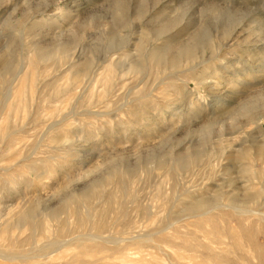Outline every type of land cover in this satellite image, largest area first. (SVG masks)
<instances>
[{"label": "rangeland", "instance_id": "1", "mask_svg": "<svg viewBox=\"0 0 264 264\" xmlns=\"http://www.w3.org/2000/svg\"><path fill=\"white\" fill-rule=\"evenodd\" d=\"M190 3L191 0H0V60L6 58L4 66L0 62V227L8 223L17 235L16 242L0 238V252L16 256L15 261L21 264H261L256 254L264 249V223L259 216L221 208L206 218H184L180 203L192 195L200 199L221 194L216 202L224 204L228 203V190L242 192L244 177L238 162L230 158L231 151L235 153L241 144L253 152L256 142L264 141V116L255 118L258 125L246 124L251 119L247 113L264 102L259 98H250L242 111L230 116L227 128L223 123L209 124L195 133L185 132L180 140L195 138L198 142L184 143L179 151V144L172 145L148 165L137 163L128 169L121 164L107 171L89 166L59 173L49 160L50 156L63 154L60 141L67 138L76 119H95L87 113L111 102L110 94H139L141 104H148L149 89L159 94L168 87L161 81L168 77L170 67H158L150 61L148 44L143 49L138 47L151 37L144 21L167 35L184 22ZM202 5V11L222 29L242 25L234 47L236 61L243 67L235 69L236 61L231 67L235 71H264V0H202ZM130 33L136 36L131 49L125 43ZM37 43L57 53L67 43L71 58L62 62L56 54L32 67ZM133 55L138 72L128 73L125 68ZM109 64L114 65L112 87L105 80ZM19 89L28 90L18 97L15 92ZM171 91L168 87V94ZM73 111L79 112V117L69 115ZM175 123L179 126L183 121L177 119ZM129 147L138 157L143 146ZM179 153L188 157L198 153L199 158L183 167L175 160ZM253 163L261 166L259 159ZM115 170L127 180L128 194L118 197L124 204L122 212L116 208L117 200L106 210L105 198L91 194L96 189L104 194L113 191L112 183L97 188L93 184L105 182ZM256 187L246 190L253 192ZM85 193L89 201L82 203V210L92 209L91 214L97 210L93 218L101 220L103 227L96 234L105 237L109 250L97 252L102 243L86 241L93 246L88 252L85 251L90 248L83 247V243H72L49 256L56 241L49 238L42 243L44 247L25 242L30 230L13 228L16 213L31 205L35 207V220L41 222L55 213L64 216L66 199L79 201L80 194ZM258 202L259 205L246 206L264 211V194ZM174 217L183 219L167 227ZM159 227L167 231L155 234ZM233 231L239 240L232 239ZM86 233H95L90 224L81 231ZM102 256L106 257L95 261Z\"/></svg>", "mask_w": 264, "mask_h": 264}, {"label": "clouds", "instance_id": "2", "mask_svg": "<svg viewBox=\"0 0 264 264\" xmlns=\"http://www.w3.org/2000/svg\"><path fill=\"white\" fill-rule=\"evenodd\" d=\"M202 7V0H191L184 22L167 35L144 21L151 37L141 41L140 48L146 43L151 52L167 54L172 67L161 83L171 87V94L168 87L159 94L149 89L148 104H141L139 94H110L111 102L87 113L95 119H76L70 126L67 138L60 141L63 154L49 157L57 172L148 165L172 145L179 144V151L184 143L198 142L195 138L180 140L185 132L192 134L209 124L223 123L227 128L228 118L242 111L250 98L264 101V71L231 67L242 25L222 29ZM125 43L131 49L136 36L130 33ZM242 67L235 62V69ZM69 115L79 117L80 113ZM247 115L253 119L264 116V102ZM177 119L183 121L179 126ZM129 145L143 146L138 157Z\"/></svg>", "mask_w": 264, "mask_h": 264}, {"label": "bare ground", "instance_id": "3", "mask_svg": "<svg viewBox=\"0 0 264 264\" xmlns=\"http://www.w3.org/2000/svg\"><path fill=\"white\" fill-rule=\"evenodd\" d=\"M45 6H48V4H45ZM35 23H37V22H35ZM160 31H161L160 32L161 35H162V33L165 32L162 29H160ZM38 43L35 44L36 46L34 45L36 50L34 49L35 52H34V57L32 58V67L35 64H37V65L40 64V62L46 63L50 59H53V57H55L56 54H57V56H59V60L60 61L62 60V62L63 61H66L68 57L71 58V56L68 55L69 53H67L69 51V49H68V45L69 44H67V43L62 44L58 48V53L55 50H54V52L53 51L51 52L50 50L47 49L48 50L47 51L45 47L40 46ZM138 47H139V49H141L140 48V43H139ZM74 49H76V48H74ZM76 52H77V50H76ZM70 54L73 55L74 52H71ZM72 58H73V56H72ZM149 59H150L151 62H153L154 65H156L158 67H164V66H166V68H168V67L171 68L172 67V64L168 60L166 53L165 54H157V53L151 52V50H150V52H149ZM0 62L4 66L5 65V62H6V58L5 57L1 58ZM122 64H124V63H122ZM34 67L36 68V66H34ZM44 67L47 68L48 66H44ZM113 67H114L113 64H109L108 67H107V73L105 75L106 82H111V80H112ZM125 71H127L128 73L129 72H132V71L138 72V65H137V63H135V61H133V58L129 61L128 67L125 68ZM76 73H78V72H76ZM84 73H85V71L84 72H81V73L79 72V74H77V76L75 75L76 76V79L77 78H80ZM43 77H44V75H43ZM113 79H114V77H113ZM1 80H2V78H1V75H0V81ZM73 80H75V79L73 78ZM73 83H74V81H73ZM29 85H31V84H29ZM105 85H106V83H105ZM111 87H112V82H111ZM26 90H28V89H26ZM26 90L24 91L25 94H26ZM24 92H23L22 89H19L18 91L15 92V95L18 96V97H21ZM29 94H30V91H29ZM253 122L256 123V125H258V123H257L258 120H255L253 118L249 119V121L246 124L253 123ZM53 135H55V134H53ZM239 145H240V147L236 150L235 153H233V151H231V154L232 155H231L230 158L232 160L238 162V164H239V172L241 173V176L244 177V179H243L244 182L241 185L242 192L240 193V191H239V194H237L238 192L235 191V192H237L235 194L233 191L230 192V190L227 189L228 192H226L227 193L226 195H228V197H227L228 203H225L224 202V204L223 203L222 204H220V203L218 204L216 202L217 199L221 196V194H216L215 193L216 196H214L213 198H200V199H197L198 197H195V195L194 196L192 195V197H191V195H188L187 194L189 197H191V198H189L190 200L180 202L182 204V210L181 211L183 213H185L184 218H189V217L190 218H194V219L195 218H203V217L206 218L209 215H212L213 214V213L210 214L211 212H213V210H217V209L220 210L221 208H227V209L230 208V209H233L235 211H238L239 213H244L243 215H245V213L247 215L248 214H250V215H257V216H259V219H261L262 222L264 223V211H260V209L253 210L251 207L248 208L246 206V204H248V205L249 204L250 205L251 204H253V205H259L260 203L258 201H259V199L262 198V195L264 194V141H258V142H256V144L254 145L253 152H251L252 150L250 151L248 148L243 147L241 144H239ZM198 158H199L198 153H195L193 155H189V157L187 155H182V154L179 153V154L176 155L175 160H176V162L178 163L179 166L182 165L183 167H189L193 163H195L198 160ZM255 159H259L261 161V166H258V165L254 164V163L251 164V162L253 160H255ZM160 163H163V161H160ZM109 183L114 184V186H112V187H114V190L113 191L110 190L111 192L109 191V192H106L104 194V191L103 190H97L96 189L93 192H91V194L93 193V196L96 197V198H98L99 196L105 198V207H104V209H106V210H108L107 208H109L110 206H114V205H111V204H112V202H114L115 200H117L118 206L116 208H117V210H120L122 212L123 205L124 204H122L119 201L118 197L122 198L126 194V192H127L126 191L127 190V180H126L125 176L121 172L115 170V171L111 172V174H109L107 176L105 182L99 183V184H97V183L96 184H93V187H96L97 188V187L103 186V184H107L108 185ZM256 185H258V188L256 187ZM232 187H233V185H232ZM255 187H256V190L255 191H253V192L247 191V190H250V188H255ZM85 194H80L79 201H75V200L71 199L72 197L71 198H67L68 200L66 199V204H65V211H66V213L64 212L65 213L64 216H61L60 217V216H58V214L55 213V214H52V215L48 216L45 220H43L41 222L35 220V218H34V212H35L34 211V208L35 207L33 205H31L28 209L16 213L17 214L16 215V218H15L16 221L14 223L15 225L13 226V228H17L19 231H21L22 228H25L26 227V228H28L30 230V232L28 233V235L24 239L25 242H30V243H35V244H37V243L38 244L39 243L40 244H42V243L44 244V242H46L47 239H49V238L52 239L53 241H56L57 243L55 245L54 244L53 245L50 244L51 245V250L47 253L49 256L51 255V252H54L56 250H60V248L69 246L72 243H79V244H82L83 243V245H82L83 247L84 246H87V249L90 248L89 250L85 251V252H88V251L91 250V248H93V246L89 247L87 244H85L86 241H88V242L91 241V242H94V243L101 242L102 245L101 246H97L98 247L97 248L98 249L97 252H100V250H105V251L106 250H109L110 249L109 246H108L109 244L108 245L106 244V243H109V242L106 241L105 237L104 236H98L96 234L103 227V222L101 220H97V219L93 218V215L96 214V211L97 210L95 211L94 214L92 213L93 215L90 213L92 211V209H90L91 211L90 210H87V211L86 210H82V203H85L87 200L89 201V196H88L89 194L88 195L87 194L85 195ZM127 194H128V192H127ZM82 196H84L85 198H83ZM122 200H124V199H122ZM97 204H98V202H97ZM100 204H101V202H100ZM115 204H116V202H115ZM101 207H103V206H101ZM124 208H125V206H124ZM239 213H237V214H239ZM96 217H98V216H96ZM153 217H155V216H153ZM48 218H50V219H48ZM182 219L183 218H179V217H176L175 218L174 217L173 218V221L167 227L172 226V224H174V223H176V222H178L179 220H182ZM228 220L230 221L231 219H228ZM53 221H56V222L53 223ZM203 221H204V219H203ZM87 224H90L91 225L92 229L95 231L94 234H90V233L88 235H87V233H86V235L81 234V231L87 226ZM68 225L71 226L70 229H67ZM11 228H12L11 225L8 224V223H6L5 225L1 226L0 227V238L1 239H10V240H13L14 239V241L16 242V239L15 238H16L17 235L15 236L13 234V230ZM158 229L159 230L155 234H161V233H163L166 230V228H160V227ZM262 231L264 232L263 229H262ZM75 233H77V234H75ZM233 233L234 234H232V236H231L232 239L233 240H237L238 239V236L235 234L234 231H233ZM96 238H98V239H96ZM43 244H42V246H43ZM96 245H98V244H96ZM110 245H111V243H110ZM44 246H46V245H44ZM47 247H49V245ZM54 247H57V249L54 248ZM85 250H86V248H85ZM93 251H95V250L92 249L91 252H93ZM256 255L259 258L261 264H264V249L259 250V252H257ZM253 256H255V255H253ZM15 257L16 256H9L8 253L0 252V264H16V263L17 264H21V261H15ZM17 257L19 258V256H17ZM104 257H106V256L98 257V258H96L95 261L101 260ZM190 258H192V257H190ZM206 259L207 258L205 257V260ZM191 260L192 259H190V261ZM193 262H194V260H193ZM195 263H197V261H195ZM199 263L200 262H198V264ZM45 264H69V262L65 261V262H62L61 263V262H57V261L56 262H52V261H47L46 262L45 261ZM190 264H191V262H190Z\"/></svg>", "mask_w": 264, "mask_h": 264}]
</instances>
